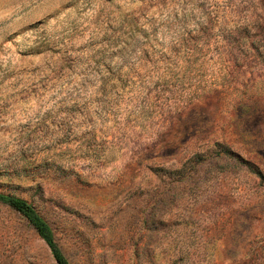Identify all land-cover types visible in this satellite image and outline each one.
Here are the masks:
<instances>
[{
    "label": "rangeland",
    "instance_id": "rangeland-1",
    "mask_svg": "<svg viewBox=\"0 0 264 264\" xmlns=\"http://www.w3.org/2000/svg\"><path fill=\"white\" fill-rule=\"evenodd\" d=\"M0 192L71 264H264V0H0ZM0 264H56L2 203Z\"/></svg>",
    "mask_w": 264,
    "mask_h": 264
},
{
    "label": "trees",
    "instance_id": "trees-1",
    "mask_svg": "<svg viewBox=\"0 0 264 264\" xmlns=\"http://www.w3.org/2000/svg\"><path fill=\"white\" fill-rule=\"evenodd\" d=\"M0 203L13 208L25 218L37 236L44 241L56 264H71L58 244L52 227L32 202L10 193L0 192Z\"/></svg>",
    "mask_w": 264,
    "mask_h": 264
}]
</instances>
